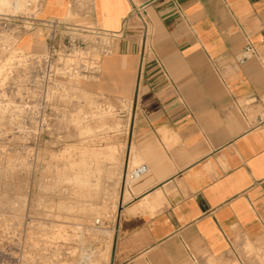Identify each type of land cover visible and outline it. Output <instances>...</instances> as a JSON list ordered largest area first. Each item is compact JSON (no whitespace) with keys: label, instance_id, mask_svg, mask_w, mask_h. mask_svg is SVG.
<instances>
[{"label":"crops","instance_id":"0c3cea01","mask_svg":"<svg viewBox=\"0 0 264 264\" xmlns=\"http://www.w3.org/2000/svg\"><path fill=\"white\" fill-rule=\"evenodd\" d=\"M83 16L118 35L92 90L127 106V162L147 166L126 188L106 264H264V0L38 10ZM247 43L256 54L239 62Z\"/></svg>","mask_w":264,"mask_h":264},{"label":"rangeland","instance_id":"374dc122","mask_svg":"<svg viewBox=\"0 0 264 264\" xmlns=\"http://www.w3.org/2000/svg\"><path fill=\"white\" fill-rule=\"evenodd\" d=\"M28 12L25 0H0V264H106L127 162V120L83 81L61 94L24 96L18 58L41 45L17 39L1 16ZM80 180V181H79Z\"/></svg>","mask_w":264,"mask_h":264},{"label":"built area","instance_id":"2783aa9c","mask_svg":"<svg viewBox=\"0 0 264 264\" xmlns=\"http://www.w3.org/2000/svg\"><path fill=\"white\" fill-rule=\"evenodd\" d=\"M25 1L28 12L1 16L3 27H8L12 36H29L31 42L41 45L23 50L18 57L25 98L39 102L63 100L69 95L61 94L62 90L75 88L83 81H97L101 61L112 54L118 35L96 27L84 16L41 19V0ZM143 24L146 30V23ZM255 54V48L247 43L236 59L242 62ZM146 172L145 164L134 166L126 171L125 182L132 183Z\"/></svg>","mask_w":264,"mask_h":264},{"label":"bare ground","instance_id":"6f19581e","mask_svg":"<svg viewBox=\"0 0 264 264\" xmlns=\"http://www.w3.org/2000/svg\"><path fill=\"white\" fill-rule=\"evenodd\" d=\"M78 264H88V262L82 261V262H79ZM93 264H95V263H93Z\"/></svg>","mask_w":264,"mask_h":264}]
</instances>
